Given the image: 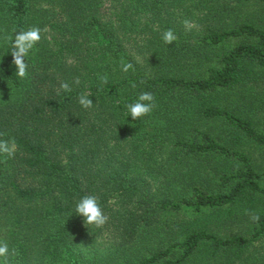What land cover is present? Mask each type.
<instances>
[{
	"label": "trees",
	"instance_id": "trees-1",
	"mask_svg": "<svg viewBox=\"0 0 264 264\" xmlns=\"http://www.w3.org/2000/svg\"><path fill=\"white\" fill-rule=\"evenodd\" d=\"M142 92L156 107L133 120ZM0 133L10 264H264V0H0ZM84 195L103 228L75 214Z\"/></svg>",
	"mask_w": 264,
	"mask_h": 264
},
{
	"label": "clouds",
	"instance_id": "clouds-1",
	"mask_svg": "<svg viewBox=\"0 0 264 264\" xmlns=\"http://www.w3.org/2000/svg\"><path fill=\"white\" fill-rule=\"evenodd\" d=\"M191 22L188 20L184 21L187 27ZM42 30L38 26L29 27L27 30H22L15 35L12 42V52L13 64L16 67V74L20 78H26L28 75V63L26 57L29 55L30 51L34 49L35 45L39 43L42 39ZM11 39V37H8ZM162 39L166 44H172L177 40L172 29L166 30ZM133 68L131 63H125L121 61V70L127 73ZM101 84L108 83V77H100ZM74 83L79 85L80 79L76 77ZM135 87V84L132 85ZM60 88L64 92H71L72 88L67 82H61ZM90 94L82 93L78 96L79 104L85 108L90 109L93 107V100L89 98ZM156 107L155 96L151 92H142L135 102L128 103L126 108L130 113L133 120L140 119L142 117L148 116ZM4 133H0V137L4 136ZM17 145L14 139H2L0 138V155L6 157H14ZM75 214L83 217L84 224L94 226L96 228H103L109 221V216L105 214L104 209L100 203L99 197L96 195H84L75 204L74 209ZM253 220L258 222L259 217L254 215ZM15 255V250H10L7 241L0 240V264H10V257Z\"/></svg>",
	"mask_w": 264,
	"mask_h": 264
},
{
	"label": "rangeland",
	"instance_id": "rangeland-1",
	"mask_svg": "<svg viewBox=\"0 0 264 264\" xmlns=\"http://www.w3.org/2000/svg\"><path fill=\"white\" fill-rule=\"evenodd\" d=\"M187 16V20L190 21L191 23L187 26V29L189 30H193V31H200L201 29V24H199L201 21V14H199L198 12H195V19L191 18V17H188ZM191 18V19H190ZM140 44V43H139ZM135 47H138V44H133Z\"/></svg>",
	"mask_w": 264,
	"mask_h": 264
}]
</instances>
